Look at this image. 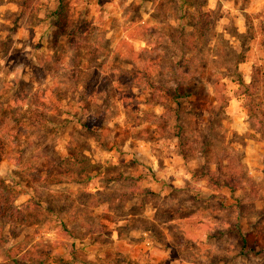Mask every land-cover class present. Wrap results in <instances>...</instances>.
Segmentation results:
<instances>
[{
	"label": "clouds",
	"instance_id": "1",
	"mask_svg": "<svg viewBox=\"0 0 264 264\" xmlns=\"http://www.w3.org/2000/svg\"><path fill=\"white\" fill-rule=\"evenodd\" d=\"M0 264H264V0H0Z\"/></svg>",
	"mask_w": 264,
	"mask_h": 264
}]
</instances>
